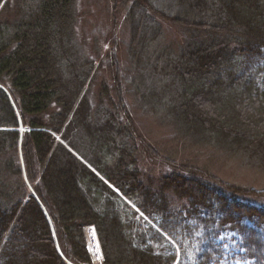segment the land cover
Segmentation results:
<instances>
[{"label":"trees","instance_id":"trees-1","mask_svg":"<svg viewBox=\"0 0 264 264\" xmlns=\"http://www.w3.org/2000/svg\"><path fill=\"white\" fill-rule=\"evenodd\" d=\"M76 1L0 0V264H264V189L185 168L152 191L126 151L111 167L98 155L84 161L71 138L83 145L96 134L90 71L65 43ZM178 3L167 19L192 35L173 65L177 136L264 166V0ZM126 200L154 226L135 220ZM89 226L100 261L88 251Z\"/></svg>","mask_w":264,"mask_h":264},{"label":"rangeland","instance_id":"rangeland-1","mask_svg":"<svg viewBox=\"0 0 264 264\" xmlns=\"http://www.w3.org/2000/svg\"><path fill=\"white\" fill-rule=\"evenodd\" d=\"M132 1L128 5L121 0L115 3L77 0L75 3L74 22L65 43L70 49V60L90 71L89 124L92 135L96 134L86 135L84 149L77 136L71 138L82 150L84 161L93 164L98 155L104 167H111L116 156L126 151L127 167L137 169L141 181L152 191L161 189V178L173 169L184 173L185 168L198 173L206 168L221 179L264 189V166L249 164L246 153L227 158L214 147L195 145L197 139L192 143L177 136L169 113L180 92L173 65L192 33L167 19L179 15L180 0H146L142 8L133 6ZM104 88L110 103L104 96ZM101 92L104 103L98 101ZM101 126L109 132L102 131ZM97 144L103 153L97 152ZM168 198L171 206H182L177 198ZM91 202L97 210L102 209L103 201L92 199ZM127 202L138 214L135 220L142 217L154 224ZM87 234L90 235L88 251L94 261H100L98 242L95 237L91 239L93 232Z\"/></svg>","mask_w":264,"mask_h":264},{"label":"built area","instance_id":"built-area-1","mask_svg":"<svg viewBox=\"0 0 264 264\" xmlns=\"http://www.w3.org/2000/svg\"><path fill=\"white\" fill-rule=\"evenodd\" d=\"M90 228H92V227H90ZM88 229H89V228H88ZM92 229H93V228H92ZM92 229H89L88 232H93L94 235H91V239L94 240V237H95V241H96V243H97V239H96L95 231H94V229H93V230H92ZM89 236H90V235H89ZM89 236H88V237H89ZM98 250H99V249H98Z\"/></svg>","mask_w":264,"mask_h":264}]
</instances>
